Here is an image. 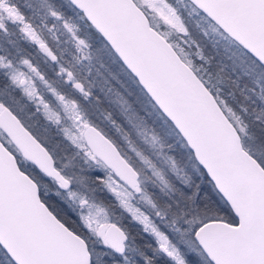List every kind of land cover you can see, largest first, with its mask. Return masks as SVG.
Segmentation results:
<instances>
[{
    "label": "snow or ice",
    "instance_id": "obj_1",
    "mask_svg": "<svg viewBox=\"0 0 264 264\" xmlns=\"http://www.w3.org/2000/svg\"><path fill=\"white\" fill-rule=\"evenodd\" d=\"M0 264H264V0H0Z\"/></svg>",
    "mask_w": 264,
    "mask_h": 264
}]
</instances>
